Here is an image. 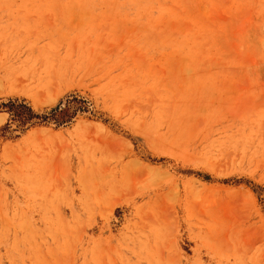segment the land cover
<instances>
[{
  "label": "rangeland",
  "instance_id": "obj_1",
  "mask_svg": "<svg viewBox=\"0 0 264 264\" xmlns=\"http://www.w3.org/2000/svg\"><path fill=\"white\" fill-rule=\"evenodd\" d=\"M0 264H264V0H0Z\"/></svg>",
  "mask_w": 264,
  "mask_h": 264
},
{
  "label": "trees",
  "instance_id": "obj_2",
  "mask_svg": "<svg viewBox=\"0 0 264 264\" xmlns=\"http://www.w3.org/2000/svg\"><path fill=\"white\" fill-rule=\"evenodd\" d=\"M65 114H67V113L65 112L63 115H65ZM63 115H61V116H63Z\"/></svg>",
  "mask_w": 264,
  "mask_h": 264
}]
</instances>
